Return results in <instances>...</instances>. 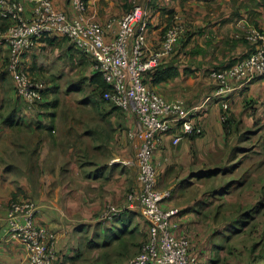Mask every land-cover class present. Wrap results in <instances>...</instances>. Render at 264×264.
<instances>
[{
  "label": "crops",
  "instance_id": "1",
  "mask_svg": "<svg viewBox=\"0 0 264 264\" xmlns=\"http://www.w3.org/2000/svg\"><path fill=\"white\" fill-rule=\"evenodd\" d=\"M53 3L58 10L74 14L70 0ZM136 5L150 18L148 44L153 48L173 15L178 14L187 26L186 42L161 63L178 68L179 76L153 89L170 101L200 107L192 119L204 131L199 136L183 134L177 145L173 134H166L154 160L162 163L158 188L173 192L163 207L178 211L172 217L177 232L190 238L199 255L197 264H217L214 245L206 242L214 234H206L203 225L197 227L203 184L213 179L203 174L222 166L240 133L264 131V77L237 85L228 97L235 119L232 128L238 124L241 132L227 137L220 120L221 101L212 98L216 84L210 72L249 53L240 25L264 27L263 0H87V18L104 25ZM24 15L31 17L30 4ZM9 24L0 15V31ZM49 49L72 59L69 51L75 48L60 35L39 39L25 54L32 75L47 74L41 61ZM8 58V48L0 47V226L5 225L13 201L31 199L37 204L36 224L56 234L60 264H126L147 240L148 223L137 208L108 224L101 217L108 204L123 207L138 186V170L120 162L133 159L138 151L139 142L128 135L137 126L136 117L101 99L92 79L87 98L75 102L68 91L49 99L46 89L43 105L31 112L6 72ZM76 90L71 92H84ZM252 191L256 189H248ZM0 235V264H29L20 243Z\"/></svg>",
  "mask_w": 264,
  "mask_h": 264
},
{
  "label": "built area",
  "instance_id": "2",
  "mask_svg": "<svg viewBox=\"0 0 264 264\" xmlns=\"http://www.w3.org/2000/svg\"><path fill=\"white\" fill-rule=\"evenodd\" d=\"M26 4L32 6L29 18L24 15ZM70 4L73 15L58 10L53 0H0V15L10 22L0 31V47L9 50L6 71L13 79L16 95L31 112L44 100L45 83L32 76L25 64V54L39 39L60 35L88 56L93 73L101 75L109 86L104 100L136 117L137 126L128 135L139 142L136 156L120 161L138 170V186L129 192L123 207L108 204L101 222L108 224L126 210L137 208L148 223L147 240L138 255L126 264H197V257L190 251L189 237L178 233V226L172 220L178 211L163 207V203L172 199L173 192L158 188L162 163L155 162L154 157L166 134H173L174 145L179 144L183 134H203V128L192 119L200 107H188L182 100L167 101L143 82L145 72L174 53L187 26L178 14L173 15L159 45L153 48L148 44L150 18L140 5L103 25L87 18V0H70ZM240 28L241 37L253 46V51L232 67L210 73L217 86L212 98L223 100L222 123L227 120L228 97L232 92L264 75V27L245 23ZM36 213L37 204L31 199L13 201L5 225L0 226V234L25 248L29 264H55L56 234L36 224Z\"/></svg>",
  "mask_w": 264,
  "mask_h": 264
},
{
  "label": "rangeland",
  "instance_id": "3",
  "mask_svg": "<svg viewBox=\"0 0 264 264\" xmlns=\"http://www.w3.org/2000/svg\"><path fill=\"white\" fill-rule=\"evenodd\" d=\"M69 53L72 59L60 55L57 50L49 49L41 61L47 74H31L45 83L49 91L45 98L49 96V99H53L59 93L67 95L69 91L68 95H72L77 102L92 93L91 79L95 76H92V62L75 49ZM73 89L84 92H75L76 95L71 92ZM244 132L239 134L229 149V155L222 166L214 169L216 177L203 184L205 189L198 203L202 214L206 211L209 213L206 216L200 214L197 227L203 225L206 234H214L206 242L209 245L211 241L214 245L212 252L217 254V264H264V131L253 130V135ZM249 180L250 184L246 186ZM228 183L232 188L230 193L221 194L220 189ZM239 183L245 185L238 186ZM250 188L256 191L248 193ZM239 206L242 208L239 209ZM246 211H249L247 216L243 215Z\"/></svg>",
  "mask_w": 264,
  "mask_h": 264
},
{
  "label": "trees",
  "instance_id": "4",
  "mask_svg": "<svg viewBox=\"0 0 264 264\" xmlns=\"http://www.w3.org/2000/svg\"><path fill=\"white\" fill-rule=\"evenodd\" d=\"M263 5H264V0H263ZM187 36H188V32H186V34L181 38V40L179 42V45H183L186 42ZM243 40L246 43H248V45H249V49H250L249 50V53L247 55L243 56L242 58L237 59L236 61H233L232 63L228 64V66H226V67H220V68H215L213 71H219L220 72L222 70L228 69V68L232 67L233 65H235L238 61L246 58L253 51L252 50L253 49V46L249 42H247L245 39H243ZM178 48H180V47L177 46L176 49H175V51H174V53L178 50ZM80 53L83 54L82 52H80ZM83 55L86 56L85 54H83ZM6 66H7V64H6ZM93 75H95V76L92 78V81L93 82H96L98 84V87L95 90L100 91L101 99L104 100V93L109 89V86L102 79L101 75L94 74V73H93ZM178 76H179V70H178V68H176L174 66H165V65H161L160 64L156 68H154L152 70H149V71H147V72H145L143 74V82H144V84L148 88L153 89L154 86H156L158 84H161V83H164V82H167V81H170V80H173V79L177 78ZM263 77H264V75L261 76L260 78H263ZM216 88H217V86L215 85V88L214 89H216ZM219 100L221 101V104H222V101L223 100L221 98H219ZM221 114H222V107H221L220 115ZM233 123H235L234 116H232L231 113L228 112L227 120L224 123H222L223 128L225 130V134H226L227 137L231 136L235 132L238 133V134L241 132L240 129H239L238 124H236L237 125V127L235 126L236 128H232V124ZM245 134L246 135H250V134L253 135L254 132L248 131V132H245ZM246 135H245V137H246ZM216 175H217V172L215 170H212V171H209V172H205L203 174L204 177H208V178L216 177ZM229 186H231V185L228 184L227 186H225L222 189H220V191H221L220 193L221 194H224V195L225 194L228 195V193L230 191ZM242 206H243V204H242ZM220 208H221V205L218 207V209H220ZM238 208L240 209L242 207L239 206ZM244 214H245V216L249 215V211L244 212L243 215ZM189 240H190V238H189ZM190 244H191V250H190L191 253L194 256H196L197 259H199L198 253L195 252V251H193V249H192V242H191V240H190ZM60 262H61V257L58 254V260L55 262V264H60Z\"/></svg>",
  "mask_w": 264,
  "mask_h": 264
}]
</instances>
